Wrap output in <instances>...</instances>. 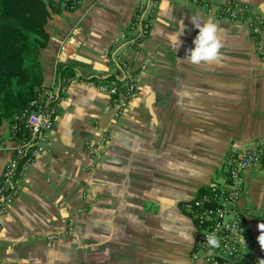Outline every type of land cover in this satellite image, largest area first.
Returning a JSON list of instances; mask_svg holds the SVG:
<instances>
[{"label": "crops", "instance_id": "crops-1", "mask_svg": "<svg viewBox=\"0 0 264 264\" xmlns=\"http://www.w3.org/2000/svg\"><path fill=\"white\" fill-rule=\"evenodd\" d=\"M223 1L80 0L51 13L42 85L58 82L60 99L2 218L0 264H205L190 259L195 228L178 204L222 179L230 145L264 136V58L244 22L217 16ZM235 1L264 20V0ZM139 5L151 10L142 38L129 24ZM193 18L219 25L217 62L183 60L198 35ZM57 64L70 72L58 76ZM124 77L138 93L120 114L84 83ZM10 155L0 149V174ZM244 178L242 241L261 253L264 161Z\"/></svg>", "mask_w": 264, "mask_h": 264}, {"label": "built area", "instance_id": "built-area-1", "mask_svg": "<svg viewBox=\"0 0 264 264\" xmlns=\"http://www.w3.org/2000/svg\"><path fill=\"white\" fill-rule=\"evenodd\" d=\"M233 7H224L227 14H223L221 6L218 7L217 9L222 10L217 16L245 20L253 35V47L264 58V23L250 14L244 18L242 12ZM149 22L142 7L138 6L132 16L131 27L136 30L139 38L148 34ZM63 47L64 40H61L58 50ZM84 83L105 94L115 114H120L138 93L132 77H124L117 82L85 80ZM58 90L59 84L56 81L42 85L29 102L32 109L14 115L5 132H0V149L7 148L11 153L0 174V225L9 204L18 193L19 178L41 150L42 141L52 129L60 99ZM263 160L264 136L242 148H230L225 160L228 181L219 186L211 185L206 191H199L196 197L181 202V210L195 222L196 237L192 251L194 258L202 254L209 264H259L264 259V253H251L241 241L246 227L244 207L239 204L244 188L242 173L245 170H255ZM213 232L220 241L216 249H210L205 241V234Z\"/></svg>", "mask_w": 264, "mask_h": 264}, {"label": "trees", "instance_id": "trees-1", "mask_svg": "<svg viewBox=\"0 0 264 264\" xmlns=\"http://www.w3.org/2000/svg\"><path fill=\"white\" fill-rule=\"evenodd\" d=\"M80 0H0V126L30 111L42 86L40 49L50 40L51 13L73 9ZM70 72L56 65L58 76Z\"/></svg>", "mask_w": 264, "mask_h": 264}, {"label": "clouds", "instance_id": "clouds-1", "mask_svg": "<svg viewBox=\"0 0 264 264\" xmlns=\"http://www.w3.org/2000/svg\"><path fill=\"white\" fill-rule=\"evenodd\" d=\"M191 22L198 29V35L193 40V49H189L183 60L193 65L212 64L217 62L221 58V49L223 43L220 39L219 25L215 22L208 20L204 23H198L193 18ZM179 36L173 35V48L178 49L181 40L180 37L184 33L183 26ZM261 234L258 236V243L262 250H264V223L258 225ZM192 241V236L188 237ZM205 241L210 249H216L219 247L220 241L217 235L213 233L205 234ZM193 242V241H192ZM211 254V252L209 253ZM259 264H264V259L259 261Z\"/></svg>", "mask_w": 264, "mask_h": 264}, {"label": "rangeland", "instance_id": "rangeland-1", "mask_svg": "<svg viewBox=\"0 0 264 264\" xmlns=\"http://www.w3.org/2000/svg\"><path fill=\"white\" fill-rule=\"evenodd\" d=\"M199 4L201 5V6H203V7H205L206 9H210V5L209 4H207L206 2H199ZM139 6H141L142 7V11L146 14V16H147V18H149V20H151V18H150V11L151 10H149V8H147L146 9V7H144L143 5H139ZM220 6H221V8H223L224 10H223V14H227L226 12H225V6H234L233 8H235L236 10H238L239 12H242V16H244V18H246L247 17V15L248 14H250V15H253V16H256V17H258V18H260L261 20H262V22L264 23V20H263V18L261 17V16H259L258 14H256V13H254V12H252L251 11V9L247 6V5H244V4H240V3H238L237 1H235V0H225V1H223L221 4H220ZM219 6V7H220ZM239 7H243V8H239ZM218 8V7H217ZM217 8H215V12L218 14V12H221V10L222 9H217ZM220 18H222V17H220ZM223 18L224 19H227V20H230V21H236V20H239V21H242V22H244L245 24H246V26H247V28H248V30H249V32H250V28L248 27V25H247V23H246V21L245 20H242V19H235V18H230V17H228V16H223ZM131 22H132V18H131V20H130V25H131ZM134 29V28H133ZM250 34H251V32H250ZM251 36H252V49H253V51H254V53L258 56V57H260L257 53H256V51H255V49H254V47H253V35L251 34ZM139 38V37H138ZM263 41H264V36H263ZM137 92H138V90H137ZM1 133H4V132H2V131H0ZM248 144H250V143H248ZM245 146V145H244ZM232 147H235V146H232V145H230L227 149H226V151H225V153H224V156H223V158H222V167H223V176H222V179L220 180V181H216V182H211V183H209V184H207L205 187H202V188H200V190L199 191H206L207 189H208V187H210L211 185H215V186H219L220 184H225L227 181H228V174H227V171H226V165H225V160H226V157H227V153H228V151H229V149L230 148H232ZM237 148V147H236ZM242 148V147H241ZM264 161V160H263ZM263 163V162H262ZM261 163V164H262ZM260 164V165H261ZM257 169V168H256ZM247 171H249V170H245L243 173H242V179H243V186H244V188H243V194H242V197L244 196V193H245V178H244V175L246 174V172ZM198 191V192H199ZM198 192L193 196V197H191V198H188V199H184V200H181L180 202H179V204H178V208H179V210L184 214V215H186V216H188L191 220H192V222H193V224H194V228H195V235H194V238H193V242H192V246H191V248H190V251H189V256H190V259H192V260H200V261H202V262H204L205 264H209V263H207L205 260H204V258L202 257V254H199V255H197V257H193L192 256V251H193V247H194V244H195V237H196V227H195V222H194V220L189 216V215H187L185 212H183L182 210H181V207H180V204H181V202H183V201H185V200H190V199H192V198H194V197H196L197 196V194H198ZM242 197L240 196V198H239V204L240 205H242ZM243 206V205H242ZM244 207V206H243ZM244 212H245V208H244ZM262 214H264V206L262 207ZM245 218V217H244ZM245 233H246V230H245ZM245 233H244V235H245ZM243 237L244 236H242V239H243ZM242 239H241V241H242ZM243 242V241H242ZM251 251V250H250ZM251 253H255V252H252L251 251ZM262 253H264V252H261V253H255V254H262Z\"/></svg>", "mask_w": 264, "mask_h": 264}]
</instances>
